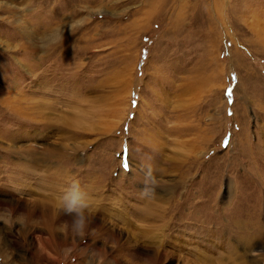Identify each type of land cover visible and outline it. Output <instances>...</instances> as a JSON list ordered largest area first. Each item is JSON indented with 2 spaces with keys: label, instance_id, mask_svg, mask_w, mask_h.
<instances>
[{
  "label": "rangeland",
  "instance_id": "rangeland-1",
  "mask_svg": "<svg viewBox=\"0 0 264 264\" xmlns=\"http://www.w3.org/2000/svg\"><path fill=\"white\" fill-rule=\"evenodd\" d=\"M36 38L43 64L27 57ZM23 99L57 110L22 120ZM74 182L158 264H264V0H0V199L53 208ZM146 202L159 220L140 218ZM58 209L61 242L37 254L33 223L0 207V264H105L113 244L98 261L100 238Z\"/></svg>",
  "mask_w": 264,
  "mask_h": 264
},
{
  "label": "bare ground",
  "instance_id": "bare-ground-1",
  "mask_svg": "<svg viewBox=\"0 0 264 264\" xmlns=\"http://www.w3.org/2000/svg\"><path fill=\"white\" fill-rule=\"evenodd\" d=\"M27 51L29 52V54L27 55L28 58H30L33 53L38 57V60H37L38 63H42L43 64V60L48 57L47 56V57L43 58L44 56L43 57L40 56V53L42 54L44 51H48V47L45 45V42H43L42 40H39V39L37 40V38L32 40L31 44H29V46L27 47ZM34 64H35V62H34ZM23 101H25V102L24 103L21 102L22 104H24L22 107L16 105L17 103H20V102H18V101L16 102L15 101L16 104H13L11 106V108L9 109V112L12 115H14L15 117L17 116V117H19L22 120L30 119V120H34L35 122L38 121V122L46 124V123H48V121H50V117L47 119V115H46L47 113L45 114L44 111L50 110L51 112L52 111L56 112V110H57L55 108V103H53L52 107L51 106L47 107V105L45 103H43L42 101H40V100H33L34 102L33 101L31 102V99H30V101L29 100L26 101L25 99H23ZM55 114L56 113H54V115ZM51 119H53V117ZM55 130H57V129H55ZM55 132H57V131H55ZM36 134H38V133H36ZM17 139L18 138H16L15 135L9 136L10 145L12 146L14 144V142L17 141ZM28 147L26 149L23 148V149H19V150H20L21 154H23L26 157H29V162H30V160H31V162H34V160H37L39 157L35 156L36 150L34 148L29 149ZM45 149H43V151L45 153H48V158L50 159V162L51 161H53V162L58 161L59 162L60 154H58L59 152H56L55 147L53 149H51V150L50 149L49 150H47V149L45 150ZM19 150H17V151H19ZM12 152L15 153L16 151H12ZM17 154H19V153H16V155ZM40 154H42V153H40ZM41 156H43V155H41ZM40 158L38 159L39 165H40V160H41ZM43 160H41V162ZM22 164H24V163H22ZM30 164H32V163H30ZM30 164L29 165H25V166H27L30 169H33L32 165H30ZM44 165H45V163H44ZM37 167H39V166H37ZM50 168H51V166H50ZM38 169H40V168H38ZM38 169H37V171H38ZM131 170L132 169L129 168V172ZM27 172H29V171H27ZM45 172L47 173L48 176H51V179H57L58 178L57 169L54 170L53 172H51L50 174H48L50 172L49 169H48V171H45ZM39 177H41V176H39ZM56 186H57V183H54V182L52 184H49V183L46 184V187L49 188L51 190V192H53V193L56 190ZM50 198H51V201H52V204H53V208L44 206L43 205L44 202H42L43 199H41L39 201L36 200V199H35L36 201L31 199V200H28L29 203L24 202V204H22V205L21 204L19 205V203L22 202V201H19V200L18 201L17 200L16 201H12L13 200L12 198L0 199V207H4V209L9 211L8 213L13 215V213H16V212L19 211V212L23 213L26 216L27 220H29L30 222L33 223V224L31 223L32 225L30 226V229H29V238H30V245L32 246V249L34 250V252H36L37 254L40 252L39 251L40 249H38V247H37V246H39V243L42 242V243L48 245L49 241H52L51 244H49V245L52 246V245H54V243L56 241H58L59 244L61 242L59 237H58V234L56 233V231L58 229L57 225H59L61 223V221H64L65 217L64 218L62 217L61 212L58 209V206H60V202L59 201H55V198H53V197H50ZM160 209H161L160 204L158 205V204H151V203H147L146 202L145 204H143V207L141 208L142 211H140L141 212L140 213L141 214L140 218H142L145 221L159 220L160 216L163 214V213L161 215L159 214V210ZM96 210H97L96 205L92 204V201H90V209L89 210H85V214L89 218V224H88V227L85 229V231L87 229L91 230V228H92L93 232L90 233V238H92V237H93L92 239L100 238L99 241L98 240L94 241V240L91 239L93 244L90 245V247H89L90 251H92L94 255L98 256V261H100L99 259H100L101 256H103V255L107 256V254H106L107 247H108L107 243H112L113 246H114L112 248L113 254H110L109 256H107V259L104 260L105 264H126L124 262L125 260H126V262L130 261V260H132V261L141 260L144 264H158V263H161V259L162 258H160V255L158 254L159 252H156V251L150 250V249L140 250V248H135L136 246H130L131 243L128 240H127L128 241V243H127L128 245H125V244L121 245L120 244V238H121L120 232L116 231V229H113L111 226L110 227H105V223H104V221H102V218L101 217H95V215L98 216V214H99V213L95 212ZM67 216H69V215H67ZM67 220H69V219H67ZM65 222H66V220H65ZM36 224L41 225L42 229L41 228H37ZM144 232H146V231H144ZM44 233L48 235L47 236L48 238L44 239V238H41V237L39 238L37 236V234H40V235L44 236ZM151 236L152 237H149V235L146 234V233L143 234V238L144 239H148V238L153 239V235H151ZM86 247H88V246H86ZM126 255L129 256L130 260L125 259L124 261H122V258L124 256H126ZM33 258L34 257H32V259ZM46 262H47V264H56L55 262H52V261H50L48 259H46ZM184 262H183V264H184Z\"/></svg>",
  "mask_w": 264,
  "mask_h": 264
},
{
  "label": "clouds",
  "instance_id": "clouds-1",
  "mask_svg": "<svg viewBox=\"0 0 264 264\" xmlns=\"http://www.w3.org/2000/svg\"><path fill=\"white\" fill-rule=\"evenodd\" d=\"M59 199L63 213L69 216L74 214L71 220L66 221V224L70 226L74 235L84 236L85 229L89 224V218L85 214V210L90 209V198L81 189L80 185L74 182Z\"/></svg>",
  "mask_w": 264,
  "mask_h": 264
},
{
  "label": "snow or ice",
  "instance_id": "snow-or-ice-1",
  "mask_svg": "<svg viewBox=\"0 0 264 264\" xmlns=\"http://www.w3.org/2000/svg\"><path fill=\"white\" fill-rule=\"evenodd\" d=\"M227 95L229 96V102L231 103V90H229Z\"/></svg>",
  "mask_w": 264,
  "mask_h": 264
}]
</instances>
